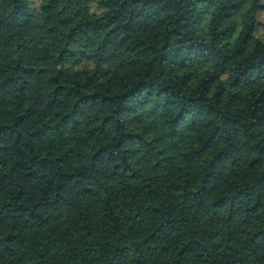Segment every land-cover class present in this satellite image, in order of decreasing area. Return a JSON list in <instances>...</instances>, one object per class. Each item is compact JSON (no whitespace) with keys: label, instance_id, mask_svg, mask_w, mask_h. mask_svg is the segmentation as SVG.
<instances>
[{"label":"trees","instance_id":"16d2710c","mask_svg":"<svg viewBox=\"0 0 264 264\" xmlns=\"http://www.w3.org/2000/svg\"><path fill=\"white\" fill-rule=\"evenodd\" d=\"M264 0H0V264H264Z\"/></svg>","mask_w":264,"mask_h":264},{"label":"rangeland","instance_id":"374dc122","mask_svg":"<svg viewBox=\"0 0 264 264\" xmlns=\"http://www.w3.org/2000/svg\"><path fill=\"white\" fill-rule=\"evenodd\" d=\"M259 19H260L261 22L264 20V14H263V13H261V14L259 15Z\"/></svg>","mask_w":264,"mask_h":264}]
</instances>
